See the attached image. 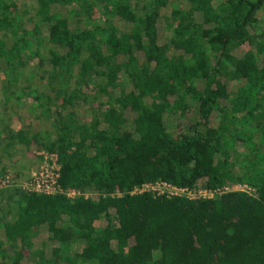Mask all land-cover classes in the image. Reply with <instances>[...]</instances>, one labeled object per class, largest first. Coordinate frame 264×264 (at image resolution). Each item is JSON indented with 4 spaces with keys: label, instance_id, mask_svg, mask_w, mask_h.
<instances>
[{
    "label": "trees",
    "instance_id": "obj_1",
    "mask_svg": "<svg viewBox=\"0 0 264 264\" xmlns=\"http://www.w3.org/2000/svg\"><path fill=\"white\" fill-rule=\"evenodd\" d=\"M215 1L0 0V153L79 193L13 189L0 264H264V0ZM27 106L52 132L13 128ZM157 183L251 192L132 194Z\"/></svg>",
    "mask_w": 264,
    "mask_h": 264
},
{
    "label": "rangeland",
    "instance_id": "obj_2",
    "mask_svg": "<svg viewBox=\"0 0 264 264\" xmlns=\"http://www.w3.org/2000/svg\"><path fill=\"white\" fill-rule=\"evenodd\" d=\"M18 1V0H17ZM26 0H22V2H25ZM222 0H216L214 2V5H218V3H220ZM70 15L71 18L74 14V11L76 10V6H72L70 9ZM74 19V18H72ZM259 20L261 21V27L264 26V8L262 10V12L259 14ZM96 23L98 25H103L104 24V18L102 17H97L96 18ZM85 24V22L81 23ZM241 86V83L238 82H232V83H228V89L230 91H236L239 87ZM46 89V88H44ZM87 94H89L90 96H95V87L94 85H90L88 87V89L86 90ZM3 95L1 92V86H0V113H2V107H3V103H4V99H3ZM32 102V100H29V104L27 103V105H30ZM27 107H20L18 110H16V114L13 116V128H19V127H29L30 132L35 133V132H52V127H51V123L52 120L50 122L46 121V119L44 118H40L37 119L36 115L39 114V110L35 111V109L33 110L34 113H32L31 111H29ZM56 107H52L51 108V112L55 111ZM94 109L95 111L98 109L96 104L94 105H85L83 107H81L79 109L80 115L82 119L85 118H89L91 115V109ZM2 111V112H1ZM15 111H11V114L13 115ZM65 114V113H64ZM56 115L54 114L53 117H55ZM1 119V117H0ZM11 123V122H10ZM2 129V124H1V120H0V130ZM24 149V148H23ZM46 152L42 151V150H34L32 151V153L30 155H25L23 152H15L12 151V153L7 157L6 155L3 156L0 153V179L1 177L6 173L9 172L11 174H13L14 176L16 174L19 175V178L15 176V185L10 186V187H1L0 185V218L3 219L4 217L8 216V210L10 209V207H12L11 205H13V202L19 198V193L16 192H12L13 189H19L21 192H25L23 190L22 187H20V183H22L23 181H26L29 176L31 175L32 172L36 171L40 166L41 163L43 161L42 159V155L45 154ZM48 154V153H46ZM5 167V168H4ZM14 207V205H13ZM12 207V208H13ZM4 246H7V244L5 243ZM1 259V257H0Z\"/></svg>",
    "mask_w": 264,
    "mask_h": 264
},
{
    "label": "built area",
    "instance_id": "obj_3",
    "mask_svg": "<svg viewBox=\"0 0 264 264\" xmlns=\"http://www.w3.org/2000/svg\"><path fill=\"white\" fill-rule=\"evenodd\" d=\"M41 166L34 172L31 173L26 181L20 183V187L28 194L35 195H45V196H55V195H65L67 198H75L79 195L78 192L63 191L59 184V165L57 162V155L43 154L42 155ZM15 176L9 172H6L0 179L1 187H10L15 185ZM156 192L159 194H165L169 197H181L186 196L189 199L202 198V199H212L215 196L228 193L231 191H239L250 193V189L246 186L243 187H225L221 190H199L196 193H190L187 189L174 187L166 183H157L155 185H144L140 189H135L132 194L143 193V192Z\"/></svg>",
    "mask_w": 264,
    "mask_h": 264
}]
</instances>
